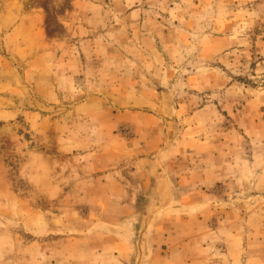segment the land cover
Wrapping results in <instances>:
<instances>
[{
    "label": "rangeland",
    "instance_id": "1",
    "mask_svg": "<svg viewBox=\"0 0 264 264\" xmlns=\"http://www.w3.org/2000/svg\"><path fill=\"white\" fill-rule=\"evenodd\" d=\"M0 264H264V0H0Z\"/></svg>",
    "mask_w": 264,
    "mask_h": 264
}]
</instances>
